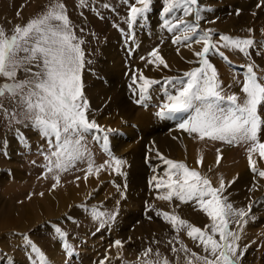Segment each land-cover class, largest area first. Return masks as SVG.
Returning a JSON list of instances; mask_svg holds the SVG:
<instances>
[{"label": "rangeland", "instance_id": "1", "mask_svg": "<svg viewBox=\"0 0 264 264\" xmlns=\"http://www.w3.org/2000/svg\"><path fill=\"white\" fill-rule=\"evenodd\" d=\"M179 1L0 0V168H6L0 179L17 178L18 190L26 188L10 199V185L2 189L0 182V247L13 253L19 241L29 250L5 255L0 264L10 259L12 264H231L232 259L234 264H264V22L258 20L264 1L255 6L257 0H238L234 6L216 0L211 12L201 10L202 2L199 11L193 9L194 20L184 19ZM235 20L248 28L241 30ZM139 21L153 33L144 44L138 41L134 56L132 26ZM230 22L240 29L228 31ZM186 32L193 37L190 44L180 40ZM103 45L109 46L111 58ZM154 45L167 48L153 58L150 72L143 65L133 67L156 55ZM181 45L191 61L169 67L180 57ZM233 47L241 53L225 54ZM113 61L122 74L111 69ZM144 74L153 79L142 90ZM146 110L151 114L147 121ZM42 121L51 128L48 136L37 129ZM183 124L189 129L184 151L171 158L178 179L166 189L161 180L168 179V167L152 145L167 127ZM18 128L23 136L6 147L4 135ZM246 136L251 147L243 150ZM195 138L214 142L211 152L226 147L221 163L240 164L234 179L249 175L236 189L240 196L235 200L245 209L234 225L220 196L223 186L191 145ZM133 155L145 166L133 170L130 181H120L122 170L114 161ZM190 173L191 180L181 179ZM187 190L194 194L177 203L176 196ZM213 198L211 213L207 203ZM167 203L173 214L164 213ZM19 205L53 213L34 220L29 216L24 228L2 224L3 211L16 212ZM76 207L80 214L73 213Z\"/></svg>", "mask_w": 264, "mask_h": 264}, {"label": "bare ground", "instance_id": "2", "mask_svg": "<svg viewBox=\"0 0 264 264\" xmlns=\"http://www.w3.org/2000/svg\"><path fill=\"white\" fill-rule=\"evenodd\" d=\"M106 1V0H105ZM251 1L252 0H240V4L241 3H245V2H247V4H250L251 3ZM256 1V0H255ZM258 1H260V2H262V1H264V0H257L256 2H253L252 4L253 5H255L256 6V4L258 3ZM38 1H36V3H37ZM168 2H170V0H167V3ZM202 2H205V3H207L208 2V0H181V1H179V3H177L178 4V6L179 5H184L185 6V11H184V15H183V17H184V19H186V20H194V13L193 14H191V12H192V8L194 7L195 9H198V11H199V8H200V6H201V3ZM96 3H97V1H96ZM111 3V2H110ZM236 3L238 4V0L236 1ZM191 4V5H190ZM97 5V4H96ZM258 5V4H257ZM98 6V5H97ZM173 6V5H172ZM186 6H187V8L188 9H186ZM190 6V7H189ZM168 7V6H167ZM174 7V6H173ZM260 7V6H259ZM258 6L256 7V9L257 8H259ZM180 8V7H179ZM102 9V8H101ZM168 9H165V12L167 11ZM176 10V9H175ZM183 10V9H182ZM101 12V11H100ZM104 12V11H103ZM73 15H74V12H73ZM264 15V14H263ZM263 15H261V17L260 18H258V20H260L261 22H264V16ZM77 16V15H76ZM135 16V15H134ZM160 16V15H159ZM162 16V15H161ZM150 17V16H149ZM81 18V17H80ZM137 18V17H136ZM156 18V17H155ZM167 18V17H166ZM131 20H132V23H133V18H130ZM158 19V18H157ZM5 20V19H4ZM85 20V19H84ZM234 20V19H233ZM255 20L253 19L252 20V22H254ZM87 22V21H86ZM241 23V30L242 29H247L248 28V26H247V24L243 21V20H238V21H234V23L235 24H237V23ZM148 23V22H147ZM151 23V22H150ZM234 23L233 22H230L228 25H227V30L229 31L231 28H233V30L235 31V30H237L238 31V29H240V27H238V26H233L234 25ZM95 25V24H94ZM149 25V24H148ZM128 26V25H127ZM130 26V25H129ZM134 26V27H133ZM133 26H132V28H134V30H133V32L135 33V34H137L136 35V39H134V42H135V48L133 47V55L135 56V55H137V53H139V50H140V45H139V43H138V41H140L142 44H144L145 43V41H146V38H147V36H148V32H149V34H151V33H153L148 27H147V25L145 24V23H143L142 21H139V22H135L134 24H133ZM233 26V27H232ZM225 27V26H224ZM159 28V27H158ZM130 29V28H129ZM167 30V29H166ZM111 31H113L112 29H111ZM159 31V30H158ZM199 31V30H198ZM223 31V30H222ZM139 32H141V34H139ZM168 32V31H167ZM196 32V31H195ZM134 33H132V34H134ZM235 33V32H234ZM112 33H110V35H111ZM195 34V33H194ZM154 35H152V37H153ZM185 36V37H184ZM184 36H183V38H180V40H181V42L184 44V42H193V41H189L191 38L193 39V37L192 36H189V37H186L187 36V32L184 34ZM159 37V36H158ZM187 38V39H186ZM178 39V38H177ZM160 40V39H159ZM119 41V40H118ZM121 41V40H120ZM119 41V42H120ZM171 41H173V40H171ZM199 41V40H198ZM227 41V40H226ZM116 42H117V40H116ZM161 42H162V40H161ZM180 42V41H179ZM180 42V43H181ZM217 42V41H216ZM110 43V42H109ZM122 43V42H121ZM169 43V42H168ZM189 43V44H190ZM134 44V43H133ZM158 44V43H157ZM109 45H111V44H109ZM167 45V44H166ZM155 46L154 45V49H155V51H157V53H156V55L154 54V56L152 55V56H150V60H148V62H146L145 64H142L141 62L139 63V62H135L136 64H132L133 65V67H136V66H138V68L139 69H141L142 68V65H143V68H144V70L145 71H147V72H150V68L148 67L149 65H152L153 64V58L154 57H159V56H163V53H164V50H165V48H167V46ZM201 45L202 44H200V47H201ZM186 46V45H185ZM185 46H182L181 45V47H180V50H179V53H181V55H180V57L182 58V54H184V56H183V59H181L178 55H177V61L176 60H171L170 61V66L169 67H172V68H174L175 67V63L177 64V66L178 67H184L185 66V64L187 63V62H190L191 60H188V59H192L191 57H192V54L190 53V52H187V49H185ZM109 46L108 45H103V49H102V51H103V53H104V55H106L108 58H111V50H109V48H108ZM198 47H199V45H198ZM246 48V47H245ZM111 49V48H110ZM128 49V48H127ZM142 49V48H141ZM153 49V50H154ZM199 49V48H198ZM119 51V50H118ZM167 51H170V49H167ZM232 51L234 52V51H236V52H239V53H241V51H240V49H238V50H235V47H233L232 49H228V51H227V53H225V54H227V55H230V56H233V54H231L232 53ZM246 52H247V49H245L244 50V53L243 54H246ZM154 53V52H153ZM167 53H169V52H167ZM119 55V54H118ZM123 55V54H122ZM168 55V54H167ZM117 56V55H116ZM195 56H197L198 57V54H196ZM240 56V55H239ZM115 57V56H114ZM118 57V56H117ZM134 58H136V57H134ZM185 58H188L187 60L185 59ZM107 59V58H106ZM113 59V58H112ZM129 60V59H128ZM246 60V59H245ZM107 61V60H106ZM113 63H114V65H113V67L111 68V69H114V70H119L120 72H121V74H122V72H123V70H122V67H120V65L118 64V63H115L114 61H113ZM120 63V62H119ZM107 64H108V62H107ZM115 66H116V68H115ZM125 66V65H124ZM109 67V66H108ZM152 67V66H151ZM177 67V68H178ZM106 69V68H105ZM110 70V69H109ZM112 71V70H111ZM117 72H113L112 71V73L111 74H116ZM142 73H144V72H142ZM142 76V78H141V80L143 81H140V83H139V85L141 86V88H142V90H145V88H144V86L145 85H147V83L146 82H150L152 79H153V76H151V75H147V74H144V75H141ZM148 76V77H147ZM111 78V77H110ZM116 78V77H115ZM117 79H118V77H117ZM116 79V80H117ZM110 81V80H109ZM121 82V81H120ZM91 85H95L94 83L93 84H91ZM89 86V85H88ZM90 87V86H89ZM100 87V86H99ZM92 88V87H91ZM127 88V87H126ZM91 92V91H90ZM92 93V92H91ZM120 106V105H119ZM124 109V108H123ZM129 110H127V112H125V113H129L128 112ZM122 113L123 115H125V117H126V114L125 113ZM130 115V114H129ZM151 114H150V110H146V112H145V114L143 115V116H145V118H146V121L149 119V116H150ZM128 116V115H127ZM176 117H179V118H183V117H185V114L184 113H182V114H180V113H178L177 115H176ZM196 117V116H195ZM105 118V117H104ZM171 118V117H170ZM202 118V117H201ZM172 119V118H171ZM174 119V118H173ZM177 119V118H176ZM196 119H198V116H197V118ZM92 120V119H91ZM184 120V119H183ZM182 120V121H183ZM193 120V119H192ZM195 120V119H194ZM200 120V119H199ZM198 120V121H199ZM47 121V120H46ZM193 122V121H192ZM201 122V121H200ZM46 123H48V122H46ZM164 123H166V122H164ZM170 123V122H169ZM185 123V122H184ZM168 124V123H167ZM177 124V123H176ZM49 125H51V124H49ZM163 125V124H162ZM195 125V124H194ZM185 126V127H184ZM187 125L186 124H183L182 126H180V125H177V126H174V125H172V126H169V127H167V130H164L161 134H160V136H159V140H156L155 141V145H152V148L153 149H157V150H159V151H162L161 152V155L165 158V160H163V162H164V164L166 163V165H167V169H168V172H165L164 173V175H166L167 176V178L168 179H165L164 177H163V180H161L162 182V184H165L164 186L166 187V189L167 188H169V186H170V183H171V185H172V183H175V181H177L176 179H178V175H176V172L175 171H172V166H174L173 164H172V156L175 154V155H177V156H182V152L184 151L183 149H184V147H185V145H186V137H185V135H186V133L188 134L189 133V129L186 127ZM203 128V127H202ZM37 129L40 131V133H42V135L43 136H48V135H50V133H51V128L50 127H48V125L47 124H44L43 123V121H42V123H39L38 125H37ZM204 130V129H203ZM202 130V131H203ZM83 131H85V130H83ZM191 131V130H190ZM197 131H198V128H197ZM198 133V132H197ZM196 134V133H195ZM15 135V134H14ZM199 135V134H198ZM146 136V135H145ZM158 136V135H157ZM157 136L155 137V138H157ZM19 137V136H18ZM154 137V136H153ZM153 137H151V138H153ZM17 138V137H16ZM145 138H147V141H148V137H145ZM155 138L153 139V140H155ZM197 138V137H196ZM195 138V139H196ZM203 138V137H202ZM253 138V137H252ZM47 139H48V137H47ZM193 140L192 141V143H191V145L192 146H194L195 148H198V150L199 151H201V153L204 155V159H205V161H206V164L209 166V170L211 171V175L212 176H214L215 177V179H214V181L216 180V183H217V185H219V186H223L222 187V189L220 190V196H221V198H222V200H223V202L225 203V204H228L227 206V208H228V216L227 217H229V219H230V221L233 223V225L236 223V217H237V215L238 214H240V213H242L243 211H244V209H245V207H242V205H238L237 204V201L235 200V199H238V197L240 196V195H237V193H236V189H238V188H242L243 187V185L246 183V179L249 177V175L246 173V172H243L239 177H238V179H234V177H235V173H236V171H238L239 170V168H236L238 165H239V167H240V164H238V165H235V164H233V165H230L228 162H225L224 163V160H223V162L221 163V155H223V154H225V156H226V153H225V151L226 150H224L226 147H221L220 149H219V151H216V152H211L210 150L211 149H213L214 150V148L216 147V145L214 144V142L213 143H211V144H204L205 142H200V140H198V139H196V140ZM201 139V138H200ZM20 139H18V140H14V139H8V138H6V145H7V143H9L7 146H9V145H13L14 146V144L16 143V142H18ZM257 140H258V137H257ZM151 142H152V140H151ZM220 144L219 145H223V144H221V142H219ZM103 144V143H102ZM151 144V143H150ZM59 145V144H58ZM241 149H243V150H246V149H248L249 147H251V145H250V143H249V139H248V137L246 136L244 139H242V141H241ZM159 151H157V152H159ZM222 151V152H221ZM228 151H230V150H228ZM227 151V152H228ZM59 152H60V150H59ZM191 152H192V150H191ZM231 152V151H230ZM62 153V152H61ZM66 153V152H65ZM68 153V152H67ZM213 153H215V154H213ZM230 155V153L228 154V156ZM197 157H200V155L199 154H197L196 155ZM224 156V155H223ZM218 157H219V159H218ZM7 158V157H6ZM128 158V157H127ZM132 159V160H131ZM131 159H122V160H117V159H115V161L114 162H116V164L118 165V168L117 169H121L122 171H121V173H120V175H121V177H119L118 179L120 180V181H130L131 180V175H132V172H133V170H135V169H138L139 170V168H142L143 166H145L144 164H143V162L142 161H140V158H138V157H136V156H131ZM167 160V161H166ZM219 160V161H218ZM181 162V161H180ZM240 162V161H239ZM183 163V162H182ZM163 164V163H162ZM162 164H160V166H162ZM21 166V165H20ZM129 166V169H128V174H126V168ZM159 166V167H160ZM229 166H234L235 168H229ZM15 167V166H14ZM175 168V167H174ZM180 168H182V167H180ZM6 169V168H5ZM182 169H179V172L181 171ZM14 172V169L13 170H11V172ZM26 171V170H25ZM228 171H232L233 173H231V172H228ZM16 172V171H15ZM22 172V171H21ZM161 172V171H160ZM4 173V170H0V177H1V175ZM19 173V172H18ZM26 173V172H25ZM192 173V172H191ZM186 174V175H188L187 177H184V176H182L181 177V179H183V180H186V179H188V180H191L192 179V174ZM13 174V173H12ZM11 174V175H12ZM36 174V173H35ZM144 174V173H143ZM26 175H28V174H26ZM185 175V176H186ZM144 176V175H143ZM4 177H5V175H4ZM10 177H12V176H10ZM16 177V176H15ZM22 178V177H21ZM29 178H31V177H29ZM103 178V177H102ZM11 180L8 182V178H1L0 179V182H1V185H2V189H4V188H8L7 186L8 185H10V188H11V190H12V192H11V190H6V191H10V192H8V194H10L9 195V197L12 195V197L13 196H15V197H20L19 195L20 194H24L25 192H24V190L26 189H24V188H22L23 190H22V192L21 191H19L21 188V186H22V184L20 185V183H21V181L19 180H17V178L14 180V178H10ZM38 179V178H37ZM213 179V178H212ZM232 179H234V181L233 182H231V180ZM16 180H17V184H18V182H19V184L17 185L16 184ZM33 180V179H32ZM117 180V179H116ZM115 180V181H116ZM223 180V181H222ZM235 180H236V183L235 184H233L234 182H235ZM36 182H37V180H36ZM38 182H39V180H38ZM179 182V181H178ZM180 182H181V180H180ZM259 182H261V180H259ZM13 183L14 184H16L14 187L12 186L13 185ZM215 183V184H216ZM161 184V185H162ZM36 185H37V183H36ZM184 185V184H183ZM186 185H187V183H186ZM185 185V186H186ZM189 185V184H188ZM250 185L253 187L254 185H252V183L250 182ZM17 186V187H16ZM86 186V185H85ZM180 186H181V184H180ZM185 186H183V187H185ZM4 187V188H3ZM18 188H19V190H18ZM87 188V187H86ZM173 188V187H172ZM190 187H188V189H189ZM1 189V190H2ZM28 189V188H27ZM29 190V189H28ZM27 190V191H28ZM163 190V189H162ZM165 190V189H164ZM173 190V189H172ZM252 190V193L253 194H255L257 191L254 189V187L251 189ZM33 191V190H32ZM52 191V190H51ZM3 192H4V190H3ZM35 192V191H34ZM173 192V191H172ZM176 193V192H175ZM183 193V192H182ZM184 193H186V194H181L180 196L178 195V194H176V195H178V196H176V198H175V201L178 203L179 201H181V200H179V199H183L184 197H188L189 195H192V194H194L193 193V191H186V192H184ZM32 194V193H31ZM153 194V193H152ZM159 195V194H158ZM161 195V194H160ZM195 196V195H194ZM33 197V196H32ZM250 197H252V195L250 196ZM10 199H11V197H10ZM13 199H14V197H13ZM12 199V200H13ZM33 199V198H32ZM67 200V199H66ZM33 201V200H32ZM35 201V200H34ZM33 201V202H34ZM54 201V200H53ZM167 201V200H166ZM57 202V201H56ZM183 202H184V200H183ZM215 202H216V200H215V198H213L212 200H210V201H208V203H207V206L209 207V211H212L211 213H214V211H215ZM59 203V202H58ZM174 203V202H173ZM44 204H45V202H44ZM48 204V203H47ZM33 205V204H32ZM200 202H198L197 204H196V206H195V208L197 207V210H199L200 209ZM20 206L21 205H19L18 207L19 208H17L16 209V212H13V211H11V212H8L7 210L6 211H3V213H2V215H3V217H4V219H3V221H2V224H4V225H10L9 227H16L17 225H19V226H22L23 228L25 227V225L28 223L27 221H28V219H29V216H30V219L31 220H34L35 218H39V217H42L41 215L43 214H52L53 213V209H48V210H46V209H44V208H42L41 206L39 207V206H36V207H34L33 206V208H32V210L31 209H26V208H20ZM28 206H30V205H28ZM46 206V205H45ZM49 206V205H48ZM50 206H51V203H50ZM55 206V205H54ZM59 206H60V204H59ZM163 206H164V208L166 209V210H164V213L166 214V213H169L170 212V214L172 213V211L170 210L169 212H167L168 211V209H169V206L171 207L172 205H170L169 203H167V204H163ZM202 207V206H201ZM207 207V208H208ZM3 210V209H2ZM9 210V209H8ZM60 210H61V208L59 209V212H60ZM63 210V209H62ZM176 210V209H175ZM166 211V212H165ZM186 211H188V210H186ZM82 212V210H80L79 208H75L74 209V211H73V213L74 214H80ZM16 213V214H15ZM61 213V212H60ZM59 213V214H60ZM15 214V215H14ZM41 214V215H40ZM173 214V213H172ZM184 216H186L187 214L185 213V214H183ZM49 217V216H48ZM169 218H172V216L171 217H169ZM118 219H120V218H118ZM2 220V219H1ZM173 222H174V219H173ZM31 223V222H30ZM2 226V225H1ZM196 227V226H195ZM38 230V229H37ZM41 230V229H40ZM241 230V232L243 231V228H240L239 229V231ZM154 233V232H153ZM149 235H150V233H149ZM148 235V236H149ZM18 238V237H17ZM4 243V242H3ZM13 243V242H12ZM14 244V243H13ZM16 245L15 246H13L12 248H13V253L11 252V251H9V249H8V247H4V246H2V247H0V261L1 260H3V258L5 257V255H8L9 256V258H12V256L15 254V253H17L18 251L17 250H19V253L18 254H20V253H25V251L24 250H26L27 252H29V250L28 249H26V247L25 248H22L23 247V245H22V243H20L19 241H18V243H15ZM27 245V244H26ZM17 251V252H16ZM32 251V250H31ZM34 254H35V259H37V256L39 255L38 254V252L36 251V250H34ZM15 255H17V254H15ZM28 255H30V257H31V261H35V259H34V256L33 255H31V254H28ZM17 257V256H16ZM12 259H10V260H8V261H6L5 263H2V264H12ZM229 263H233L234 264V262H233V259H232V261H230ZM15 264H20L18 261H16L15 260ZM22 264V263H21Z\"/></svg>", "mask_w": 264, "mask_h": 264}, {"label": "crops", "instance_id": "3", "mask_svg": "<svg viewBox=\"0 0 264 264\" xmlns=\"http://www.w3.org/2000/svg\"><path fill=\"white\" fill-rule=\"evenodd\" d=\"M209 1V0H208ZM220 1V0H219ZM236 1L237 0H228V3L229 4H233L234 3V6L236 5ZM165 3V2H164ZM214 3H216V0H210L209 1V3L207 2V3H205V5H204V7L203 8H201V10H206V9H210L209 10V12H211V8H212V4H214ZM165 6L167 7L168 5H166L165 4ZM166 7L163 9V11L165 12V9H166ZM186 8H187V6H186ZM193 9H194V7L192 8V12H191V14H193V13H195L194 11H193ZM162 11V12H163ZM198 11V10H197ZM162 16H164V13H163V15ZM196 18V17H195ZM21 131V129L20 128H18V129H12L11 131H9L8 132V136L7 135H4L6 138H8V139H14V140H18V139H21L20 137L21 136H23V134H22V132H20ZM15 134V135H14ZM21 135V136H20ZM19 136V137H18ZM43 136V135H42ZM17 137V138H16ZM6 138H4V139H2V142H3V144L6 146V147H10V146H13V145H9V146H7L9 143H7V145H6ZM0 170H5V169H2V168H0Z\"/></svg>", "mask_w": 264, "mask_h": 264}]
</instances>
